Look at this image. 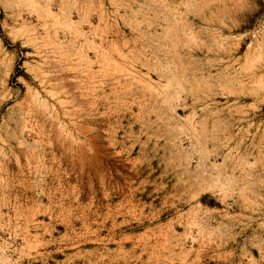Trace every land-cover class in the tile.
Returning <instances> with one entry per match:
<instances>
[{
	"label": "rangeland",
	"instance_id": "374dc122",
	"mask_svg": "<svg viewBox=\"0 0 264 264\" xmlns=\"http://www.w3.org/2000/svg\"><path fill=\"white\" fill-rule=\"evenodd\" d=\"M0 264H264V0H0Z\"/></svg>",
	"mask_w": 264,
	"mask_h": 264
}]
</instances>
